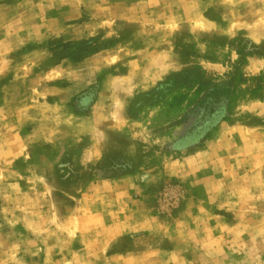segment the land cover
Instances as JSON below:
<instances>
[{"label": "rangeland", "instance_id": "374dc122", "mask_svg": "<svg viewBox=\"0 0 264 264\" xmlns=\"http://www.w3.org/2000/svg\"><path fill=\"white\" fill-rule=\"evenodd\" d=\"M0 264H264V0H0Z\"/></svg>", "mask_w": 264, "mask_h": 264}, {"label": "trees", "instance_id": "16d2710c", "mask_svg": "<svg viewBox=\"0 0 264 264\" xmlns=\"http://www.w3.org/2000/svg\"><path fill=\"white\" fill-rule=\"evenodd\" d=\"M209 102H211V100H203L202 102H201V104H202V106H203V116L201 117V118H199V122H201L202 120H204L206 117H208V115H210V114H214L215 113V108H218V107H220V105H218L217 107L215 106V107H210V105H209ZM218 101H217V99H215L214 100V103H217ZM218 111L219 112H217V114H214V117L216 116V115H218L220 112H221V109L220 108H218ZM211 121V120H210ZM208 123H212V122H208ZM210 125V124H209Z\"/></svg>", "mask_w": 264, "mask_h": 264}]
</instances>
